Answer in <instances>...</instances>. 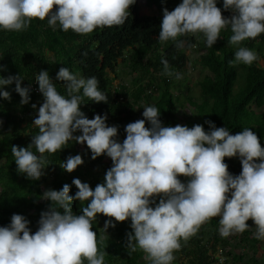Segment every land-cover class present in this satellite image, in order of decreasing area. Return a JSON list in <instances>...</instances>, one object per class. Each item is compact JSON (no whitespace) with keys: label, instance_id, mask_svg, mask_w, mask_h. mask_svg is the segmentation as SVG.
I'll return each instance as SVG.
<instances>
[{"label":"clouds","instance_id":"1","mask_svg":"<svg viewBox=\"0 0 264 264\" xmlns=\"http://www.w3.org/2000/svg\"><path fill=\"white\" fill-rule=\"evenodd\" d=\"M135 3L0 0V30L22 31L33 19H47L53 28L59 25L63 31L85 35L97 28L123 25ZM217 3L182 0L171 11L164 7L158 40L174 41L178 49L191 48L188 41L178 38L202 33L207 46L212 47L221 30L230 26L228 43L238 47L229 63L251 65L257 59L256 52L240 45L264 34V0H223V9L233 12L230 18L222 15ZM162 64L163 74L182 78V73L172 71L168 59ZM23 80L21 74L0 76V98L11 100L6 88L14 83L20 104H29L31 88L22 87ZM56 80L64 82L66 95L57 90L47 70L35 75L44 98L38 108L32 104L38 113L33 121L38 133L27 147L11 146L17 171L39 180L48 165L45 154L62 150L69 141L86 143L92 160L106 155L112 166L94 189L74 178L72 185L78 189L74 195H70L69 184L60 190H45L42 199L50 205L41 212L35 232L24 215L13 214L9 224L0 226V264H105V252L98 251L97 233L92 227L98 214L110 218L105 221L106 232L116 226L114 221L130 219L133 231L126 234L125 249L129 256L142 250L149 264H172L180 240L187 239L212 217H220L222 237L243 233L252 220L255 238L264 240V147L256 132L244 128L232 134L211 120L205 121L208 131L200 124L191 128L164 126L161 111L152 105L143 108L144 119L125 126L126 138L120 142L118 126L106 123L107 114L89 119L81 110L84 97L96 103L108 101L97 77H78L61 67ZM77 132L80 134L75 135ZM226 157L239 158L242 171L238 175L230 173ZM83 163L81 154H76L59 166L72 173ZM181 176L187 177V182H182ZM74 201L87 202L82 214L74 213Z\"/></svg>","mask_w":264,"mask_h":264},{"label":"trees","instance_id":"2","mask_svg":"<svg viewBox=\"0 0 264 264\" xmlns=\"http://www.w3.org/2000/svg\"><path fill=\"white\" fill-rule=\"evenodd\" d=\"M137 1L130 7V15L123 25L97 28L85 35L72 30L63 31L59 25L53 28L48 25L47 19H33L29 27L22 31L0 30V65L3 66L0 76L6 78L21 74L24 78L21 86L31 88V100L27 105L20 104L21 97L14 91V83L6 88L11 92V100L0 98V226L9 224L13 214H22L30 220V228L35 232L41 212L50 205L49 201L42 199V185L49 177L53 179L47 185L49 189L60 190L64 184L72 185L78 174L90 177L87 183L94 189L104 181L106 171L112 166L111 159L106 155L92 160L91 150L86 146L80 153L84 159L81 169L78 167L72 173L64 171L59 164L75 151L74 142L69 141L62 150L45 154L48 165L39 180L29 179L17 171L11 146L27 147L32 136L38 133V128L33 125L38 113L32 104L39 107L44 101L35 81L36 73L41 70L49 72L57 90L63 95L67 94L64 82L56 80L61 67L69 68L78 77H97L99 88L107 94L108 101L96 103L84 97L81 110L89 119L95 114H107L106 123L118 126L117 139L120 142L126 138L125 126L144 119L143 108L154 105L161 111L164 126L179 124L191 128L200 124L208 131L205 121L211 120L217 127H227L232 134L250 128L256 132L264 147V34L245 40L240 45L256 52L257 59L251 65L230 64L238 47L228 43L232 35L230 26L221 30L220 38L212 47L207 46L201 33L179 37L192 47L178 49L174 41L160 42L158 36L163 8L171 11L182 0H142L144 8L156 9L159 13L156 16L142 15ZM217 6L224 17L233 15L230 10L223 9V0H218ZM197 46L204 51L197 62L209 74L198 81L199 99L194 102L188 85L184 84L185 78L177 84L175 75L169 77L163 74L162 60H169L174 73L185 72L189 64L186 53ZM259 59H262L263 66L259 65ZM128 75L132 76L129 85L126 84ZM174 90L177 95L173 94ZM184 103L194 108V123L182 122L177 116V106L181 107ZM254 108L261 112L257 113ZM146 127H150L148 122ZM225 163L234 175L242 171L237 157H226ZM180 179L183 182L185 177ZM76 191L78 189L72 185L70 195ZM86 203L74 201L71 205L74 213L82 214L81 209ZM108 219L98 214L92 222L93 231L97 233L98 251L105 252V264H149L142 250L137 249L129 256L125 249L126 234L133 231L131 220L116 222L111 218L116 226L106 232L104 226ZM219 219L218 216L210 218L209 229L201 225L187 239L182 238L181 247L174 255L182 256L188 264H216L218 259L215 255L221 252L225 264L228 258L232 264H264L262 260L249 258L246 261L244 254L237 256L232 253L236 239L240 243H248V250L256 251L260 240L249 230L254 222L249 220V228L243 233L222 237ZM172 264H176L174 260Z\"/></svg>","mask_w":264,"mask_h":264},{"label":"rangeland","instance_id":"3","mask_svg":"<svg viewBox=\"0 0 264 264\" xmlns=\"http://www.w3.org/2000/svg\"><path fill=\"white\" fill-rule=\"evenodd\" d=\"M137 3L141 6L140 12L142 15H155L156 14V11H153L152 9L149 10L147 8H144L142 0H138ZM203 53H204L203 49H201L198 46L196 47L195 50H193L191 52H187L186 55L188 57V63L189 64L187 65L185 72H182V74H183L182 78L176 80V83L179 84L180 81L183 78H185L184 84L188 85V87L190 89L189 95H190V97H192L194 102L198 101V99H199L198 98L199 97V95H198L199 89L197 86L198 81H200L204 76L209 74L207 71L202 70L200 65L197 62L199 60L200 55H202ZM258 62H259V65L263 66L262 59H259ZM131 77L132 76L128 75V80L126 83L127 85H129V81H130ZM156 80L158 81V77H156ZM173 94L177 95L178 92H176V90H174ZM37 108H38V106H37ZM254 110L257 113L261 112L260 110H256L255 108H254ZM177 116L179 117V119L182 122H186V123H194L195 122V111H194L193 107L189 106V104L184 103L183 106H181V107L177 106ZM86 146H87L86 143L84 145H81L79 143L74 142V150L75 151L70 152V155L74 156L76 154H80L85 149ZM78 167H80V166H78ZM80 169H81V167H80ZM69 176H71V175H69ZM76 176H77V178H79L83 182H89L90 181V177H88L86 175L78 174ZM52 180H53L52 177H49L48 180L46 181V183L42 185L43 192L45 190L49 189V186H47V185ZM187 180H188V178L185 177L183 182H187ZM202 225L206 229H209L208 228V221L203 223ZM249 230L252 231L251 233L254 236V233L256 232L255 225L250 227ZM233 236H235V234H233ZM233 243H234L233 244L234 247L232 248V253L234 255L238 256V255L244 254L245 255L244 260H246V261L249 258H254L257 260L264 261V254H263L264 240H260L259 244L256 245V248H255L256 251L248 250L247 248H248L249 244L248 243H245V244L240 243L239 239H236ZM250 245H251V243H250ZM243 246H245L244 249L242 248ZM223 255H224L223 253L222 254L219 253V254L215 255V258L218 259V262L216 264H225L224 263L225 257ZM174 257H175L174 261L176 264H188L187 260L184 259L182 256L174 255ZM226 262H227V264H232L231 259H229V258L226 260Z\"/></svg>","mask_w":264,"mask_h":264},{"label":"crops","instance_id":"4","mask_svg":"<svg viewBox=\"0 0 264 264\" xmlns=\"http://www.w3.org/2000/svg\"><path fill=\"white\" fill-rule=\"evenodd\" d=\"M263 254H264V251H263Z\"/></svg>","mask_w":264,"mask_h":264},{"label":"built area","instance_id":"5","mask_svg":"<svg viewBox=\"0 0 264 264\" xmlns=\"http://www.w3.org/2000/svg\"><path fill=\"white\" fill-rule=\"evenodd\" d=\"M221 253V252H220Z\"/></svg>","mask_w":264,"mask_h":264}]
</instances>
